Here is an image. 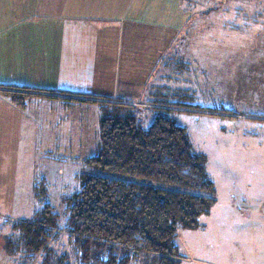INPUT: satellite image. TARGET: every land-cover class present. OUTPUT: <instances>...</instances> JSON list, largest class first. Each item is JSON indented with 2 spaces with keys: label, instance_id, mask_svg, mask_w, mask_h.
I'll return each mask as SVG.
<instances>
[{
  "label": "rangeland",
  "instance_id": "rangeland-1",
  "mask_svg": "<svg viewBox=\"0 0 264 264\" xmlns=\"http://www.w3.org/2000/svg\"><path fill=\"white\" fill-rule=\"evenodd\" d=\"M184 5L190 17L181 30L179 56L164 73V90L154 88L133 105L143 128L159 112L183 126L193 149L206 155L205 168L216 184L211 213L197 228L178 232L180 264H264V0H184ZM40 103L45 120L34 148L25 144L21 150L0 137V165L8 161L10 173L19 177L15 185H0V264H38L8 254L4 245L11 224L30 218L46 202L63 223L64 201L80 190L81 174L94 171L86 159L100 148L95 127L100 103H83L87 114L71 113V123L82 129L58 128L56 133L66 135L55 137L47 136V101ZM157 103L176 106L165 111ZM8 149L17 153L4 152ZM234 209L238 213L224 218ZM52 246L75 259L65 231Z\"/></svg>",
  "mask_w": 264,
  "mask_h": 264
},
{
  "label": "trees",
  "instance_id": "trees-1",
  "mask_svg": "<svg viewBox=\"0 0 264 264\" xmlns=\"http://www.w3.org/2000/svg\"><path fill=\"white\" fill-rule=\"evenodd\" d=\"M23 89L4 91L24 105L29 90ZM84 97L74 99L96 101ZM100 105V148L86 159L94 171L81 174L80 190L65 199L64 222L44 203L30 218L11 224L8 254L38 264H180L178 232L197 228L217 202L206 155L193 149L186 129L164 112L143 128L134 104L104 99ZM156 106L171 111L176 105ZM64 231L75 259L52 246Z\"/></svg>",
  "mask_w": 264,
  "mask_h": 264
},
{
  "label": "crops",
  "instance_id": "crops-1",
  "mask_svg": "<svg viewBox=\"0 0 264 264\" xmlns=\"http://www.w3.org/2000/svg\"><path fill=\"white\" fill-rule=\"evenodd\" d=\"M185 12L184 0H0V137L21 150L35 146L45 120L41 99L47 101V136L55 137L66 135L58 128L82 129L71 123V113L87 114L88 103L135 105L154 88L164 90V73L179 56L190 17ZM20 88L36 95L18 105L4 89ZM84 95L96 101L74 99ZM11 151L17 153L4 152ZM6 164L0 185H15L19 177ZM232 212L238 213L229 210L224 218Z\"/></svg>",
  "mask_w": 264,
  "mask_h": 264
}]
</instances>
